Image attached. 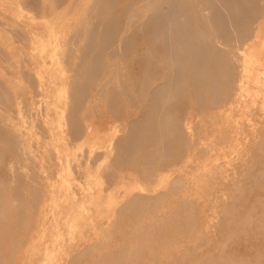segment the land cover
<instances>
[{
    "label": "rangeland",
    "instance_id": "rangeland-1",
    "mask_svg": "<svg viewBox=\"0 0 264 264\" xmlns=\"http://www.w3.org/2000/svg\"><path fill=\"white\" fill-rule=\"evenodd\" d=\"M96 1L0 0V37H17L20 31L24 41L20 44L22 57L13 56L8 62L1 58L0 47V81L9 76L13 81L6 87L26 88V79L17 81L7 69L21 65L20 59L30 54L41 58L43 67L56 75V81L48 82L42 70L40 77L45 84L40 88L45 91L39 89L22 104V108L27 106L21 131L29 155L12 160V165L8 154L0 160V178L14 183L17 178L11 171L17 168L22 172L23 185L37 195L35 215L24 237L9 243L3 240L6 234L1 237L0 264H97L100 258L114 257L122 250L123 255L128 251L124 256L128 264H264V123L256 124L255 120L260 118L261 110L251 121H241L248 135L244 137L237 128L232 133L239 138V142L233 141L236 147L222 149L217 145L212 154L204 148L209 144L207 140L195 143L199 129L207 125L208 113L199 115L198 109L188 113L192 108L184 111L179 116L180 125L189 145L197 146V153L194 150V157L182 153L178 167L153 173V181L161 182L155 191L169 187V183L180 188L177 195L159 199L165 207H155L147 214L123 206L136 195L156 193L146 190L150 181L144 172L114 171L111 167L115 144H128L126 122L136 109L128 116L110 117L103 111L106 103L90 94L87 101L92 110L79 114L77 119L83 132L72 137L68 101L70 91H76L67 82L72 73L63 59L74 46L72 41L82 43L85 30L79 31L81 23H85L86 31L91 28L93 17L89 11ZM28 70L34 74L35 69ZM262 97L258 106L264 109L263 93ZM10 100L15 114L16 100L11 96ZM62 105L66 109L62 110ZM43 118L53 124V129L49 131V126L43 125ZM89 121L96 131L103 130L98 132L99 137L89 136L85 127ZM109 124L116 127L111 129ZM255 126L261 127L259 132L253 131ZM240 139L248 142L241 145ZM182 144H177L180 151ZM3 195L9 204L15 202L10 199L9 185ZM0 220L3 228L8 226V236L15 235L9 227L11 210L0 215ZM36 220H42L43 225L36 224ZM29 233L33 234L32 241H27Z\"/></svg>",
    "mask_w": 264,
    "mask_h": 264
},
{
    "label": "bare ground",
    "instance_id": "bare-ground-1",
    "mask_svg": "<svg viewBox=\"0 0 264 264\" xmlns=\"http://www.w3.org/2000/svg\"><path fill=\"white\" fill-rule=\"evenodd\" d=\"M89 14L93 17L91 28L86 31L85 23H81L79 31L85 30L82 43L72 41L74 46L63 59L66 69L72 73L67 82L76 91L69 90V130L73 138L83 132L77 119L79 114L92 110L87 101L90 94L106 103L103 111L110 117L128 116L136 109L132 119L126 122L128 144H115L116 155L111 167L114 171L144 172L141 175L150 181L146 190L156 193L136 195L123 206L130 205L137 212L147 214L155 207H165L159 199L172 193L177 195L180 188L169 183V187L155 191L161 182L153 181V173L161 168L178 167L182 153L186 157L195 156L197 146L189 145L180 125L179 116L184 111L192 108L188 113L194 109L202 116L203 112L208 113L207 125L203 124L204 129H199L194 140L196 144L200 139L207 140L209 144L204 148L210 154L217 145L222 149L236 147L233 141L239 142V138L232 133L237 128L244 137L248 135L241 121H251L258 109L261 113L259 119L255 118L256 124L264 123L263 105L258 106L264 94V0H98ZM18 33L17 37H0L4 62L24 53L20 47L24 41L21 32ZM37 58L30 54L20 59L21 65L7 69L17 81L26 79V88L6 87L13 81L9 76L1 80L3 83L0 81V160L8 154L11 165L21 155H29L21 131L27 106L22 108V104L38 94L39 89L45 91L40 88L42 70L48 82L56 81L54 72L43 67L41 58ZM28 67L35 69L33 75ZM10 96L16 100L15 114H12ZM61 97L60 94L58 98ZM61 109L66 107L62 105ZM43 121L49 131L53 129L46 118ZM109 125L111 129L116 127V124ZM85 127L90 137L97 138L98 132L103 131L93 129L90 121ZM260 129V126L253 127L254 132ZM182 142L180 151L177 144ZM245 142L248 141L240 139L241 145ZM9 168L6 167L8 171ZM11 174L18 182L8 183L0 178V215L3 217L6 210H11L9 227L15 230V235L8 236V226L3 228L0 220V241L6 234L3 240L7 243L24 237L37 204L35 190L22 183V172L14 168ZM7 185L11 190L10 199L15 201L12 204L3 195ZM38 222L43 225L42 220ZM32 235L29 233L27 241L34 239ZM142 244L145 246L139 245ZM123 252L102 257L97 264H128L124 257L128 251L125 255ZM134 253L139 256L138 251Z\"/></svg>",
    "mask_w": 264,
    "mask_h": 264
}]
</instances>
